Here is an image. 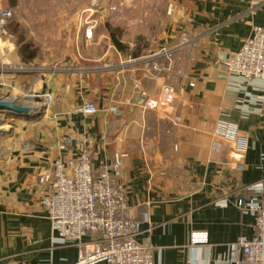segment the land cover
I'll list each match as a JSON object with an SVG mask.
<instances>
[{
	"label": "crops",
	"instance_id": "1",
	"mask_svg": "<svg viewBox=\"0 0 264 264\" xmlns=\"http://www.w3.org/2000/svg\"><path fill=\"white\" fill-rule=\"evenodd\" d=\"M168 12L173 19L147 56L124 58L115 51L111 68L102 51L97 59L103 65L93 72L14 73V91L6 96L31 106L25 95L38 96L46 87L50 104L34 122L0 114V264L77 261L76 246L55 242L33 181L54 159L82 151L95 172L115 155H126L119 182L126 189L127 213L139 227L137 241L152 246L155 264H234L229 245L240 236L253 237L254 219L236 202L256 196L249 190L254 184L264 190V113L253 100L258 91L240 86L220 62L242 47L253 26L264 28V0H185ZM182 33L192 47H180ZM10 54L13 65L40 62L37 56L23 61L19 49ZM152 58L170 70L157 74ZM25 86L33 91H21ZM169 86L176 99L165 110L159 104ZM85 102L100 113H75ZM109 107L120 113L107 112ZM236 128L247 135L242 155H234L224 138ZM63 138L70 144L59 152L54 144ZM237 161L242 172L233 170Z\"/></svg>",
	"mask_w": 264,
	"mask_h": 264
},
{
	"label": "built area",
	"instance_id": "2",
	"mask_svg": "<svg viewBox=\"0 0 264 264\" xmlns=\"http://www.w3.org/2000/svg\"><path fill=\"white\" fill-rule=\"evenodd\" d=\"M13 15L14 9L0 0V30ZM179 45L192 47L193 40L182 33ZM150 66L157 74H165L170 70L153 58ZM220 66L228 75L236 76L240 86L258 91L253 100L260 106L259 113H264V28L253 26L242 47L221 61ZM175 72L181 75L179 71ZM256 82L263 83V86L255 87ZM175 95L173 86L163 89L159 106L167 110L174 104ZM0 96H3L0 97L1 100L20 104L12 97L4 94ZM40 98V106L47 108L50 95L44 93ZM37 103L34 105L37 106ZM106 111L114 115L120 113L115 107H109ZM75 113L93 117L99 114L100 110L94 103L86 102L78 107ZM224 138L230 142L234 155H242L245 152V133L236 128ZM1 144L0 136V148ZM69 144L70 140L63 138L57 141L54 147L63 152ZM24 147L26 151L32 150L29 143ZM125 157V154L115 155L113 159L102 164L98 172L94 171L91 156L86 151L68 160L58 157L52 162L49 171L38 175L33 181L36 192L42 194L40 205L50 222L55 242L63 246H76L78 249L77 261L74 264H155L152 246L148 242L137 241L139 227L127 213L126 189L119 182ZM243 169L242 162L237 161L233 166L236 172H242ZM249 190L255 192L256 196L249 200H238L236 207L253 217L254 235L252 238L240 236L229 245L234 264H264L262 183L252 185Z\"/></svg>",
	"mask_w": 264,
	"mask_h": 264
},
{
	"label": "rangeland",
	"instance_id": "3",
	"mask_svg": "<svg viewBox=\"0 0 264 264\" xmlns=\"http://www.w3.org/2000/svg\"><path fill=\"white\" fill-rule=\"evenodd\" d=\"M9 1L14 15L0 30V95L14 91L10 86L11 78H15L14 73L20 69H43L48 74L56 68L80 75L103 65L97 59L102 51L104 62L114 67L117 50L111 34L127 47L125 53H120L124 58H131L135 51H140L141 56L149 55L173 19L169 9L181 6L185 0ZM85 41L89 42L86 46ZM25 46L30 47L28 51L34 52L40 62L13 65L9 59L11 49L20 50ZM93 79L97 80V76ZM30 80L33 84V78ZM21 91L33 90L25 86ZM40 91L43 92L38 96L28 92L25 101L38 102L37 106L31 104L30 107L43 109L44 117L48 107L40 106V95L49 93L46 87ZM46 115L44 119H48Z\"/></svg>",
	"mask_w": 264,
	"mask_h": 264
},
{
	"label": "water",
	"instance_id": "4",
	"mask_svg": "<svg viewBox=\"0 0 264 264\" xmlns=\"http://www.w3.org/2000/svg\"><path fill=\"white\" fill-rule=\"evenodd\" d=\"M43 109L32 108L30 106H22L14 101L0 99V114L23 121H37L43 117ZM4 125V121L0 119V126ZM1 133V132H0Z\"/></svg>",
	"mask_w": 264,
	"mask_h": 264
},
{
	"label": "trees",
	"instance_id": "5",
	"mask_svg": "<svg viewBox=\"0 0 264 264\" xmlns=\"http://www.w3.org/2000/svg\"><path fill=\"white\" fill-rule=\"evenodd\" d=\"M111 41H112V43H113V45H114V47L116 48V50L119 52V53H121V54H123V53H125L126 52V50H127V47L126 46H124L118 39H116V37L114 36V35H112L111 34ZM30 49V47L29 46H25V47H23V48H21L20 50H19V54H20V56H21V58L23 59V61H30V60H32L34 57H35V53L34 52H29L28 50ZM27 53V54H26ZM140 56V51H135L132 55H131V57L132 58H138Z\"/></svg>",
	"mask_w": 264,
	"mask_h": 264
}]
</instances>
